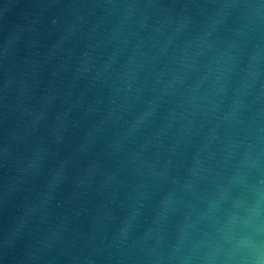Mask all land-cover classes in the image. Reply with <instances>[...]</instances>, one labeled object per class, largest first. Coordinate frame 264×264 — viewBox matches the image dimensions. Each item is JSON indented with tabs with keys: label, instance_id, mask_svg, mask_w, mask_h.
Segmentation results:
<instances>
[{
	"label": "water",
	"instance_id": "1",
	"mask_svg": "<svg viewBox=\"0 0 264 264\" xmlns=\"http://www.w3.org/2000/svg\"><path fill=\"white\" fill-rule=\"evenodd\" d=\"M0 264H264V0H0Z\"/></svg>",
	"mask_w": 264,
	"mask_h": 264
}]
</instances>
